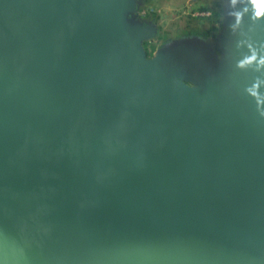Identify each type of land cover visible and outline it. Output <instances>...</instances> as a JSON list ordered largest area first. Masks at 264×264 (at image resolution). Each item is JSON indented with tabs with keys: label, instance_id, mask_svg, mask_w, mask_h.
Wrapping results in <instances>:
<instances>
[{
	"label": "water",
	"instance_id": "95a60500",
	"mask_svg": "<svg viewBox=\"0 0 264 264\" xmlns=\"http://www.w3.org/2000/svg\"><path fill=\"white\" fill-rule=\"evenodd\" d=\"M128 1L0 0V264H264L258 0L194 88Z\"/></svg>",
	"mask_w": 264,
	"mask_h": 264
},
{
	"label": "rangeland",
	"instance_id": "374dc122",
	"mask_svg": "<svg viewBox=\"0 0 264 264\" xmlns=\"http://www.w3.org/2000/svg\"><path fill=\"white\" fill-rule=\"evenodd\" d=\"M226 1L129 0L128 26L151 30L137 46V53L149 61L167 58L175 64L188 62L192 71L184 81L188 87L220 81L232 69L231 46L238 29L237 23L234 26L226 17L232 16L233 9ZM219 63L225 66L218 71Z\"/></svg>",
	"mask_w": 264,
	"mask_h": 264
},
{
	"label": "clouds",
	"instance_id": "9594fccd",
	"mask_svg": "<svg viewBox=\"0 0 264 264\" xmlns=\"http://www.w3.org/2000/svg\"><path fill=\"white\" fill-rule=\"evenodd\" d=\"M255 7L257 9L256 15L260 16L262 13H264V0H258Z\"/></svg>",
	"mask_w": 264,
	"mask_h": 264
}]
</instances>
